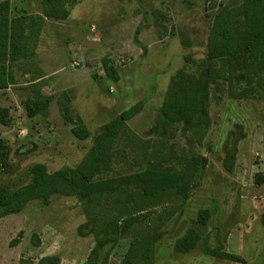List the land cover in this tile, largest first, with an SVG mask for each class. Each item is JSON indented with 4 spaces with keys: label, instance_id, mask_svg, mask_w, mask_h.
Masks as SVG:
<instances>
[{
    "label": "rangeland",
    "instance_id": "obj_1",
    "mask_svg": "<svg viewBox=\"0 0 264 264\" xmlns=\"http://www.w3.org/2000/svg\"><path fill=\"white\" fill-rule=\"evenodd\" d=\"M8 1L14 16L43 12L42 0ZM66 1H75L68 17L44 22L40 51L33 59L42 79L24 85L36 79L34 68L25 60L14 66L15 84L10 88L18 99L7 103L11 124L0 126L5 145L0 149L4 158L0 188L14 190L29 183L36 163L49 172L75 167L95 134L139 102L140 111L126 121L139 140L129 135L128 141L125 137L116 141L106 176L143 169L146 145L149 151L159 149L158 161L169 169L181 170L193 157L206 159L198 186L182 206L169 198L156 208L168 219L156 234L154 264H264V71L251 73L248 54H238L231 83L219 80L209 86L208 131L202 145L192 141L184 123L165 132L157 128L160 107L177 70L197 74L208 68L211 17L227 0ZM103 58L115 68L116 80L105 75ZM40 94L52 95L48 116L28 117L23 102ZM60 102L81 117L90 132L86 139L74 136V124L62 118ZM227 151L234 152L231 171L223 163ZM82 203L76 196L54 193L47 201L28 202L15 214L0 210V264H38L47 255H55L56 264H83L94 237L91 224L83 225ZM204 208L207 219L201 223L197 216ZM80 226L86 236L79 234ZM188 229L197 232L206 247L221 245L240 260L210 256L199 246L175 250V240ZM14 238L20 241L12 245ZM129 241L119 239L109 255L107 247L102 248L98 264H121Z\"/></svg>",
    "mask_w": 264,
    "mask_h": 264
},
{
    "label": "trees",
    "instance_id": "obj_2",
    "mask_svg": "<svg viewBox=\"0 0 264 264\" xmlns=\"http://www.w3.org/2000/svg\"><path fill=\"white\" fill-rule=\"evenodd\" d=\"M66 0H42V14L22 13L12 15L8 0L0 1V89L15 83L14 66L25 60L34 68L36 78L42 77V70L36 66L34 55L45 18H66L70 6ZM206 53L210 60L208 68L192 74L178 69L171 78L165 99L160 107L157 128L167 131L177 123L186 124L190 138L197 145L208 131L209 86L219 80L231 83L235 56L248 54L253 67L251 73L261 75L264 71V0H227L211 17V26L206 43ZM185 59L194 61L190 56ZM105 75L116 80L117 73L108 59L102 60ZM28 70V69H27ZM30 71V70H28ZM252 76L248 75L249 84ZM67 99V98H66ZM52 95L40 94L38 98L23 102L26 115L48 116ZM62 118L74 124L72 133L78 139H86L90 132L79 115L74 116L67 103L60 102ZM136 102L111 118L100 132L93 137L92 144L75 167H60L49 172L42 163L31 167L32 179L14 190L0 188V210L4 214H15L23 210L33 200L47 201L58 193L76 196L82 200V210L86 219L84 226L91 224L94 245L83 264H98L99 252L111 247L119 239L129 237V245L121 264H154L156 234L166 223L168 216L158 213L156 208L169 198H176L177 207L189 198L202 176L206 165L203 156L193 157L184 162L181 170L163 167L158 161L159 149L144 147V168L125 176H106L112 169L114 144L120 138L131 135L126 121L140 111ZM12 116L8 108L0 105V124L9 126ZM0 149L5 145L0 138ZM160 156V155H159ZM234 152L227 151L223 160L227 171H231ZM3 154L0 150V160ZM4 163V162H3ZM9 164L5 162V168ZM208 210L198 211L197 221L206 223ZM264 225V212L261 214ZM81 236H86L82 226ZM20 240L14 238V245ZM199 246L206 254L227 259L240 260L239 255L225 251L221 245L206 247L201 236L193 229L177 238L174 249L187 251ZM55 255L42 257L38 264H56Z\"/></svg>",
    "mask_w": 264,
    "mask_h": 264
},
{
    "label": "crops",
    "instance_id": "obj_3",
    "mask_svg": "<svg viewBox=\"0 0 264 264\" xmlns=\"http://www.w3.org/2000/svg\"><path fill=\"white\" fill-rule=\"evenodd\" d=\"M28 14H30V13H28ZM40 14H42V13H40ZM46 19L47 18H45V20ZM43 28H45L44 25H43ZM43 28H42V30H43ZM42 30H41V33L39 35V39H38V43H37V47H36V53L35 54H37V55H38V53L40 51V46H41V43H42V40H43V37H44ZM40 79H42V77L36 78L34 81L24 83V85H26L28 83L36 82V81H38ZM11 85H13V84H11ZM11 85H9L8 88L0 89V105L3 106V107L8 108L9 112H11V110H10V107H9V105L7 103L11 102L12 100L18 99V94L15 92V90H12L10 88ZM0 126H3V125L0 124Z\"/></svg>",
    "mask_w": 264,
    "mask_h": 264
}]
</instances>
